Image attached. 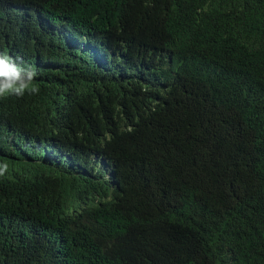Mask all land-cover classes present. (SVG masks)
<instances>
[{
	"label": "trees",
	"instance_id": "16d2710c",
	"mask_svg": "<svg viewBox=\"0 0 264 264\" xmlns=\"http://www.w3.org/2000/svg\"><path fill=\"white\" fill-rule=\"evenodd\" d=\"M0 60V264H264V0H0Z\"/></svg>",
	"mask_w": 264,
	"mask_h": 264
},
{
	"label": "clouds",
	"instance_id": "9594fccd",
	"mask_svg": "<svg viewBox=\"0 0 264 264\" xmlns=\"http://www.w3.org/2000/svg\"><path fill=\"white\" fill-rule=\"evenodd\" d=\"M0 77L7 78L4 82H0V94H3L6 90H14L17 95H20L27 86V84L20 82L18 87H14L17 85L16 82L19 77L10 64L3 60H0Z\"/></svg>",
	"mask_w": 264,
	"mask_h": 264
}]
</instances>
